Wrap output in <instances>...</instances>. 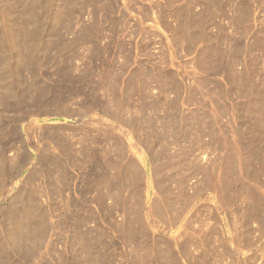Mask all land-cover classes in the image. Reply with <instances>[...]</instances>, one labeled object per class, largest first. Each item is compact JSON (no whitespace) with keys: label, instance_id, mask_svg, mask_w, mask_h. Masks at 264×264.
I'll list each match as a JSON object with an SVG mask.
<instances>
[{"label":"rangeland","instance_id":"374dc122","mask_svg":"<svg viewBox=\"0 0 264 264\" xmlns=\"http://www.w3.org/2000/svg\"><path fill=\"white\" fill-rule=\"evenodd\" d=\"M15 1L0 0V98L9 95L0 103V232L29 196L52 227L73 224L61 227L66 239L47 238L51 264H62L57 248L78 264L72 238L89 231L98 237L83 240L92 256L82 264H264V0H71L60 24L64 0L47 15L46 0ZM20 17L31 36L45 24L28 67L8 45ZM110 159L138 171L118 193L101 188L107 174L116 181ZM91 167L102 177L87 175ZM77 215L88 227L75 228ZM38 229L23 220L16 231ZM13 249L5 264H17Z\"/></svg>","mask_w":264,"mask_h":264},{"label":"bare ground","instance_id":"6f19581e","mask_svg":"<svg viewBox=\"0 0 264 264\" xmlns=\"http://www.w3.org/2000/svg\"><path fill=\"white\" fill-rule=\"evenodd\" d=\"M14 1V2H13ZM22 1H24V0H22ZM28 1V0H27ZM45 1V0H44ZM43 1V2H44ZM71 0H64L63 1V3L65 4L64 5V7H62V8H60V6H58V8H57V11L55 10V12H57V14H58V17L57 18H54V19H56V21H55V23L57 22V24L59 23V22H61L62 21V18L63 17H67V16H69L72 12H73V10L71 9V4H73L72 2H70ZM1 2H2V0H1ZM3 2H5V0L3 1ZM2 2V3H3ZM6 2H9V0H7ZM5 2V3H6ZM11 2V4L12 3H15L14 5H16V1L15 0H12V1H10ZM10 2L8 3V4H10ZM19 2H21V1H19ZM2 3L0 4V5H2ZM18 3V2H17ZM26 3V2H25ZM62 3V4H63ZM4 4V3H3ZM7 4V3H6ZM22 4H23V2H22ZM21 4V5H22ZM44 4V3H43ZM13 5V4H12ZM17 5H19V4H17ZM23 5H25V4H23ZM22 5V6H23ZM2 6H4V5H2ZM51 6H52V0H46L45 1V7H44V9H45V12H47L46 13V15L48 14V13H50V11H51ZM54 6H55V8L57 7L56 5H55V3H54ZM53 6V7H54ZM65 6H66V8H65ZM16 7V6H15ZM24 7V6H23ZM26 7V6H25ZM18 8V7H17ZM20 9V8H19ZM53 9V8H52ZM20 11H21V9H20ZM23 11V10H22ZM21 11V12H22ZM49 11V12H48ZM54 11V10H53ZM52 11V12H53ZM45 12H42V13H45ZM54 12V14H55V16H57L56 15V13ZM23 14V13H22ZM19 16V15H18ZM41 17L43 18V16L41 15ZM47 17V16H46ZM52 17H53V15H52ZM42 18H39V19H42ZM48 18V17H47ZM44 19L43 18V21L45 20V23H46V25L48 24V22H49V19ZM38 19V20H39ZM54 19H51L52 21L54 20ZM17 20V19H16ZM47 20H48V22H47ZM24 21H26V20H24ZM17 22V21H16ZM39 22H40V20H39ZM41 22H42V20H41ZM43 23V22H42ZM42 23L40 24L39 23V25H38V27H37V29H35V31H37V33L35 32V35H34V31H33V36H34V38H31V42L28 40V37L30 36V37H33V36H31V34H29L28 35V22H23V20H21V17H20V21L18 20V24L17 25H14V29L13 30H11V33H10V35L8 34V41H9V47L11 48L12 47V49H14V48H16V49H19V51L18 52H16L18 55H16L17 57H18V59H20L21 61V63L20 64H24V62H30V61H32L33 63H34V58H36V57H33V56H35V54H37V53H35V52H37L36 50L38 49V48H34L33 46H36L37 44H39L40 42H42V39H41V35L43 36V28H44V26H45V24H43L42 25ZM52 23H54V22H52ZM51 23V24H52ZM55 25V24H53V25H55V26H59V25ZM60 24V23H59ZM49 27H50V25H48ZM62 26V25H61ZM51 28V27H50ZM53 28H54V26H53ZM52 28V29H53ZM51 29V30H52ZM60 29V28H59ZM55 31V30H54ZM30 33H31V31H30ZM45 33V32H44ZM53 35V34H52ZM51 36V35H50ZM47 37V36H46ZM40 38V39H39ZM55 38V37H54ZM30 39V38H29ZM51 39V38H50ZM33 40V41H32ZM48 40V39H47ZM6 41V40H5ZM39 41V42H38ZM3 42L4 41H2V44H3ZM49 42V41H48ZM57 42V41H56ZM5 43V42H4ZM31 43H33V46H31ZM50 43V42H49ZM56 44V43H55ZM0 45H1V42H0ZM5 45V44H4ZM40 45V44H39ZM37 47H39L38 45H37ZM50 50V49H49ZM12 51H14V50H12ZM43 51V50H42ZM14 52V53H15ZM50 52V51H49ZM35 53V54H34ZM40 54V53H39ZM48 54V53H47ZM14 56V55H13ZM16 56H14V58L16 57ZM17 57H16V61L15 62H17ZM13 58V59H14ZM42 59V58H41ZM40 60V59H39ZM39 60H35V62L37 63V61H39ZM23 61V62H22ZM18 62H19V60H18ZM32 62L31 63H29V64H32ZM42 62V61H41ZM40 62V63H41ZM27 64V63H26ZM35 64V63H34ZM33 64V65H34ZM37 64H39V63H37ZM11 65V64H10ZM17 65V64H16ZM25 65V64H24ZM13 66V65H12ZM19 66V65H18ZM25 66H27V65H25ZM22 67V66H21ZM20 67V70L23 68H21ZM28 67V66H27ZM33 67V66H32ZM11 68V67H10ZM15 68V67H14ZM13 68V69H14ZM12 69V70H13ZM24 69V68H23ZM15 70V69H14ZM27 70V69H26ZM13 72V71H12ZM18 72V71H17ZM23 72V71H22ZM19 73V72H18ZM14 74V73H13ZM20 74V73H19ZM40 87V86H39ZM14 88V87H13ZM34 88V87H33ZM37 88V87H36ZM0 89L2 90V88L0 87ZM8 89V88H7ZM6 89V91H8L9 92V90H7ZM42 89V88H41ZM33 90V89H32ZM31 90V91H32ZM12 91V90H11ZM66 91V90H65ZM13 92H14V89H13ZM16 92V91H15ZM1 93L4 95V93L1 91ZM10 93V92H9ZM26 93H29L28 91L26 92ZM37 94V93H36ZM54 94V93H53ZM1 95V94H0ZM25 95V94H24ZM68 95V94H67ZM66 95V96H67ZM12 96H14V95H12ZM44 95H42V97H43ZM46 96H48V95H46ZM45 96V97H46ZM3 97V98H2ZM4 97H6L7 99H8V97H9V95H8V93H7V95H5V96H1V98H0V103H2V101L5 99ZM11 97V96H10ZM20 97H21V95H20ZM25 97V96H24ZM39 97V96H38ZM40 97H41V95H40ZM41 97V98H42ZM44 97V98H45ZM65 97V96H64ZM12 98L13 97H11V100H12ZM15 98V97H14ZM19 98V97H18ZM21 98H23V97H21ZM20 98V99H21ZM30 98V97H29ZM33 98V97H32ZM66 98V97H65ZM24 99V98H23ZM26 99V98H25ZM24 99V100H25ZM38 99V98H37ZM48 99H50V98H48ZM63 99V98H62ZM16 100H18V99H16ZM23 100V101H24ZM39 100V99H38ZM51 100V99H50ZM53 100V99H52ZM54 101V100H53ZM21 102H22V100H21ZM29 102V101H28ZM33 102H34V100H33ZM37 102V101H36ZM39 102V101H38ZM38 102H37V104H38ZM24 103V102H23ZM22 103V104H23ZM40 103V102H39ZM50 103V102H49ZM52 103V102H51ZM51 103H50V106H52L51 105ZM36 104V105H37ZM46 104H47V101H46ZM17 105H18V107H20L19 106V103L17 102ZM39 105V104H38ZM44 106H45V104H43ZM49 105V104H48ZM1 106V105H0ZM42 107V103H41V105H39V107ZM65 106V105H64ZM38 107V108H39ZM40 107V108H41ZM63 107V106H62ZM22 108H23V105H22ZM42 108H44V107H42ZM46 108V107H45ZM44 108V109H45ZM49 108V107H48ZM51 108H54V106L53 107H51ZM61 108V107H60ZM59 108V109H60ZM21 109V108H20ZM23 109H25V108H23ZM58 109V108H57ZM66 109H67V107H66ZM88 111H90L88 108H86ZM40 110V109H39ZM52 110V109H51ZM60 110H63V108H61ZM69 111H70V109H69ZM84 111V110H83ZM87 111V112H88ZM87 112H85V113H87ZM45 113V112H44ZM42 114V113H41ZM24 115V114H23ZM25 116V115H24ZM28 116V115H27ZM72 129H74V128H72ZM84 129V128H83ZM86 129V128H85ZM74 130H76V128L74 129ZM47 132V131H46ZM57 132V131H56ZM62 132V131H61ZM101 132V131H100ZM99 132V133H100ZM102 133V132H101ZM75 134V133H74ZM86 137L88 138V136L86 135ZM90 137V136H89ZM177 137V136H176ZM90 138H92V137H90ZM146 138V137H145ZM58 139V138H57ZM89 139V138H88ZM87 139V140H88ZM149 139V138H148ZM46 140V139H45ZM85 140H86V138H85ZM82 141V140H81ZM118 141V140H117ZM150 141H151V139H149V141L148 140H146V142H145V144L147 145V147L149 148V145H151V143H150ZM160 141H162V140H160ZM64 142V141H63ZM79 142V141H78ZM64 143H66V142H64ZM68 143V142H67ZM119 143V142H118ZM61 144V143H60ZM89 144V143H88ZM46 145V144H45ZM57 145V144H56ZM62 145H63V143H62ZM68 145V148H70L69 147V144H67ZM60 146V145H59ZM73 146V145H72ZM48 147V146H47ZM57 149V148H56ZM60 149V148H59ZM63 149V148H62ZM61 149V150H62ZM117 149V148H116ZM119 149V148H118ZM66 150V149H65ZM148 150H150V149H148ZM0 151H2V150H0ZM6 151V150H5ZM46 151V150H45ZM68 151V150H67ZM77 151V150H76ZM120 151V150H119ZM118 151V152H119ZM64 152V151H63ZM70 152V151H69ZM115 152H116V150H115ZM42 153H43V151H42ZM72 153V152H71ZM95 153V152H94ZM1 154H2V152H1ZM66 154V153H65ZM65 154H64V157H65ZM86 155H83L84 157H85V159L86 160H88L89 158H92L93 157V155H92V153H90V152H86L85 153ZM119 155H120V153H118ZM152 154V153H151ZM72 155V154H71ZM96 155V154H95ZM7 156V155H6ZM92 156V157H91ZM117 157H118V155H116ZM67 157V156H66ZM70 157V156H69ZM73 157V156H72ZM95 157V156H94ZM157 157V156H156ZM160 157V156H159ZM5 158V157H4ZM4 158H3V160H2V158H1V160H2V162L4 161ZM9 158V157H8ZM96 158V157H95ZM119 158V157H118ZM120 158H121V156H120ZM119 158V159H120ZM124 158V157H123ZM6 159V158H5ZM50 159V158H49ZM69 159V158H68ZM119 159H117V160H119ZM156 159V158H155ZM13 160V159H12ZM11 159H9L8 161L10 162V161H12ZM55 160V159H54ZM58 160V159H57ZM59 160H60V158H59ZM74 160V159H73ZM72 160V161H73ZM90 160V159H89ZM89 160H88V162H89ZM92 160V159H91ZM96 160V159H95ZM15 161V160H14ZM50 161V160H49ZM69 161V160H68ZM121 161V160H120ZM154 161V160H153ZM53 162V161H52ZM62 162V161H61ZM91 162V161H90ZM12 163H13V161H12ZM54 163V162H53ZM98 163V162H97ZM120 163L121 162H119V161H116L115 160V164L113 163V162H111V159H110V162H109V166L111 165H113L114 164V166H112L113 167V170L115 171V176H114V179L116 180L115 182H114V180L112 179V181H111V179H109L108 177H107V175L104 173L105 171H106V169H104L105 171H103V173H104V175H106L105 176V179H104V177H102L100 174H98V167H97V164H96V167H91V168H88V173H87V175L89 174L90 176H91V174H92V176H93V174H98V175H100L102 178H103V180H101L102 182V185L101 184H99V185H101V188L103 187V192H104V189L105 190H107L108 191V193L109 192H111V191H114L115 189V191H116V193H118L119 191H122V189L124 188V182L126 183V180L127 179H132V177H136L135 176V172L137 173L138 171L136 170V168L134 167L135 166V164L134 163H131V165H129V166H126V167H128V168H126V167H122L121 165H120ZM2 164V163H1ZM7 164V163H6ZM9 164V163H8ZM8 164H7V166H8ZM14 164V163H13ZM59 164V163H58ZM61 164V163H60ZM99 164V163H98ZM132 164H134V166L132 165ZM3 165H5V163L3 164ZM16 165V164H15ZM91 165V164H90ZM92 165H93V163H92ZM91 165V166H92ZM95 165V164H94ZM102 166V165H101ZM3 167V166H2ZM1 167V168H2ZM103 167V166H102ZM136 167H137V165H136ZM155 167V166H154ZM5 167H3V169H4ZM9 168V167H8ZM105 168V167H104ZM135 168V169H134ZM10 169V168H9ZM9 169L7 170L6 168H5V170L6 171H9ZM16 169V168H15ZM103 169V168H102ZM101 169V170H102ZM4 170V172H6ZM11 170H13V169H11ZM101 170H100V172H101ZM66 171V170H65ZM18 172V171H17ZM99 172V173H100ZM108 171H106V173H107ZM7 173V172H6ZM19 173V172H18ZM131 173H134L133 175H131ZM2 175H4V173H3V170H2V173H1ZM8 174V173H7ZM17 174V173H16ZM16 174H14V175H16ZM35 174V173H34ZM52 174V173H51ZM53 175V174H52ZM51 175V176H52ZM103 175V174H102ZM6 176V175H5ZM12 176V175H11ZM10 176V177H11ZM64 176V175H63ZM139 176V175H138ZM0 179H2V178H4V177H2L1 175H0ZM14 177V176H13ZM45 177V176H44ZM49 177V176H48ZM65 177H66V175H65ZM68 177H69V175H68ZM97 177V176H96ZM110 177V176H109ZM6 178V177H5ZM4 178V181L6 180ZM50 178V177H49ZM98 178V177H97ZM101 178V179H102ZM111 178V177H110ZM8 179V178H7ZM16 179V178H15ZM137 179V178H136ZM48 180V179H47ZM100 180V179H99ZM50 181V180H49ZM131 181H133V180H131ZM1 182V181H0ZM130 182V181H129ZM128 182V183H129ZM6 183V182H5ZM4 183V184H5ZM9 183V182H8ZM100 183V182H99ZM18 184V183H17ZM17 184H16V188L15 189H17V187H19L20 188V186H17ZM28 184V183H27ZM52 184H53V182H52ZM127 184V183H126ZM125 184V185H126ZM48 185H50V184H48ZM5 186V185H4ZM28 186V185H27ZM54 186V185H53ZM0 187H1V185H0ZM14 187H15V185H14ZM29 187V186H28ZM2 188H4V187H2ZM22 188V187H21ZM19 189L21 192L23 191V188L22 189ZM30 188V187H29ZM48 188H50V187H48ZM11 189V188H10ZM15 189L13 190L14 192H15ZM35 189V188H34ZM51 189V188H50ZM19 190H17V192L19 193ZM30 190H32V189H30ZM29 190V191H30ZM43 190H45V189H43ZM124 190V189H123ZM3 191H5V188H4V190ZM8 191H10V190H8ZM107 191H106V193L105 194H107ZM12 192V191H11ZM20 192V193H21ZM24 192V191H23ZM27 192V191H26ZM36 192V191H35ZM35 192H33V193H35ZM44 192V191H43ZM46 192V191H45ZM47 192H48V190H47ZM50 192V191H49ZM49 192L46 194V197L45 198H49V197H47V195L49 194ZM22 194V193H21ZM36 194V193H35ZM43 194V193H42ZM102 194V193H101ZM104 193H103V196L104 197H106V195H105ZM121 193H119L118 194V197H119V199L118 200H120V195ZM19 195V194H18ZM27 195H28V192H27ZM37 195V194H36ZM36 195L34 196V197H36ZM39 195H40V193H39ZM39 195H37V197L39 196ZM50 195V194H49ZM109 195V194H108ZM122 195V194H121ZM22 196V195H21ZM101 196V195H100ZM99 196V197H100ZM113 196V195H112ZM112 196H109V198L111 197L112 198ZM116 196H117V194H116ZM16 197H17V195H16ZM15 197V198H16ZM19 197H20V195H19ZM17 198V200L15 199V198H13V196H12V198L14 199V200H16V201H18V199H21V198ZM30 197H31V195H30ZM41 196H39V198H40ZM44 197V196H43ZM51 198H52V196H50ZM114 197V196H113ZM100 198H102V196L100 197ZM108 198V199H109ZM28 199H29V196H28ZM27 199V202H26V200L24 201V203H23V205H20L21 207L20 208H18L17 210H13V209H15V208H12V210H13V212H12V214L13 213H15V214H13V215H11L10 216V218H11V220L13 221V223L16 225H13V226H11L10 228H13V229H15L14 227H16L17 229H15V230H13V229H7L6 230V225H4L5 227H4V229H5V232L4 231H1V232H4V237L3 238H5V241H4V239H0V240H3L5 243H6V238H7V240L9 241L8 243L9 244H11L10 243V240L11 241H13L12 243H14V244H11L12 246H8V245H6V246H8V247H4L3 248V246L5 245L4 243H2V244H4V245H0V247L2 246V248L0 249V264H5V262H6V260H4V261H2L3 259L2 258H4V259H6L5 258V255H7L8 253L10 254V249L12 248L13 249V247H16L17 249L19 248V250H17V252H18V256H19V254H20V256H19V260H17V264H51L49 261H52L53 260V258H52V255H51V253H47L46 255H44L43 256V249H45V247H47V244L51 247V245H52V241H48L47 240V238L48 237H50V238H54V237H65V235L64 234H62L63 232H61V234H59L60 233V231H61V227H63V226H73V224L71 225L70 224V222L69 223H67L68 221H63V222H60V223H57V224H55V222H54V224H55V227L53 226L52 227V222H51V220H50V222H49V219H51V215L49 214V212L47 213V211L49 210H47V208L46 209H44L43 207H42V205L37 201V203H34V202H36V201H33V199L34 198H32V203H29V200ZM31 199V198H30ZM41 199V198H40ZM9 200V199H8ZM22 200V199H21ZM24 200V199H23ZM102 200H104V198H102ZM11 201H13V200H11ZM10 201V202H11ZM97 201V200H96ZM98 201H99V199H98ZM101 201V200H100ZM114 201V200H113ZM112 201V202H113ZM19 203H20V200L18 201ZM18 202H13V203H16L15 205H17V203ZM23 202V201H22ZM21 202V203H22ZM26 202V203H25ZM31 202V201H30ZM102 202V201H101ZM110 202V201H109ZM117 202H119V201H117ZM116 202V204L118 205V203ZM121 202V201H120ZM119 202V204H121ZM12 203V202H11ZM12 203V205H14ZM42 203V202H41ZM96 203V202H95ZM98 203V202H97ZM100 203V202H99ZM105 203H106V201H105ZM115 203V202H114ZM68 204H69V202H68ZM113 204V203H112ZM111 204V205H112ZM116 204H115V206H116ZM86 205V204H85ZM98 205V204H97ZM108 205H110V204H108ZM110 205V206H111ZM19 206V205H18ZM90 206V205H89ZM104 206V205H103ZM114 206V207H115ZM120 206V205H119ZM119 206H118V208H119ZM4 207V206H3ZM7 207V206H6ZM12 207V206H11ZM15 207V206H14ZM83 207V206H82ZM86 207H88V205L86 206ZM85 207V208H86ZM98 208H99V206H97ZM100 207H102V206H100ZM105 207V206H104ZM103 207V208H104ZM112 207V206H111ZM9 208V207H8ZM81 208V207H80ZM103 208H100V210L101 209H103ZM116 208V207H115ZM114 208V209H115ZM118 208H116L117 209V211H118ZM0 209H3V208H0ZM10 209V208H9ZM21 209V210H20ZM87 209H89V208H87ZM115 209V210H116ZM8 210V209H7ZM20 210V211H19ZM82 210H84V209H82ZM86 210V209H85ZM84 210V211H85ZM92 210V209H91ZM95 210V209H94ZM94 210H92V211H94ZM97 210V209H96ZM74 211H76V210H74ZM92 211H91V214H92ZM102 211V210H101ZM104 211H106V210H103V213L104 214H102V215H104V216H107V219H108V213H107V215L105 214L106 212H104ZM111 211H113V209L112 210H110V212ZM1 212H6L5 210L4 211H1ZM19 213L20 212V214H22V216H23V218L21 219L19 216H21V215H18L17 213ZM79 212H81V211H79ZM114 212H116V211H114ZM86 213V212H85ZM90 212L88 211V214H89ZM95 213H96V215H99V213L97 214V212L95 211ZM101 213V212H100ZM77 214H78V212H77ZM81 214V213H80ZM90 214V215H91ZM114 214V213H113ZM5 215V214H4ZM76 215V214H75ZM101 215V214H100ZM110 215H112V213H110ZM115 215V214H114ZM70 216H71V214H70ZM73 216V215H72ZM78 216V220H75L76 221V224L74 225L75 226V228L76 227H79L80 225H82L83 224V222L86 220H80V218H79V215H77ZM77 216H75V217H77ZM82 216H84V213H83V215ZM81 215H80V217H82ZM88 216V215H87ZM92 217H90V218H87V219H91V218H94L95 219V217H94V214H92L91 215ZM104 216H101V218L102 217H104ZM4 217V216H3ZM7 217V216H6ZM69 217V216H68ZM74 217V216H73ZM72 217V218H73ZM86 217V216H85ZM84 217V218H85ZM100 217V216H99ZM110 217V216H109ZM112 217V216H111ZM1 219V221L2 222H4V219L2 218V217H0ZM10 218H9V220H10ZM54 218V217H53ZM100 218V219H101ZM66 219V218H65ZM68 219V218H67ZM69 219H71V218H69ZM76 219V218H75ZM83 219V218H82ZM23 220H26V221H29V222H34V223H37V224H39V233H37V232H34L32 235H31V233L29 234V235H24L23 236V234H22V236H21V233H19L18 231H16V230H18V225H19V222L20 223H22V221ZM64 220V219H63ZM92 220V219H91ZM91 220H89V222L91 221ZM98 220V219H97ZM104 220H106V219H104ZM6 221V220H5ZM61 221V220H60ZM87 221V220H86ZM103 220L101 219V222H102ZM110 221V220H109ZM7 222V221H6ZM58 222V221H57ZM72 222H74L73 221V219H72ZM88 222V221H87ZM87 222L86 223H84V224H87ZM94 222H96V221H94ZM107 222V221H106ZM12 223V222H11ZM109 224H110V222H108ZM2 224H4V223H2ZM1 223H0V226L2 225ZM53 224V225H54ZM84 224H83V226H84ZM95 224V223H94ZM104 224H105V221H104ZM88 225L89 224H87L86 226L88 227ZM95 225H97L98 226V224H95ZM107 225V224H106ZM115 225V224H114ZM9 226V225H8ZM93 228L92 229H96V227L95 226H92ZM117 227V226H116ZM74 228V229H75ZM81 228V227H80ZM91 228V227H90ZM104 228H105V226H104ZM77 229H79V228H77ZM82 229V228H81ZM88 229V228H87ZM95 229H94V231H95ZM51 230H54V232L55 233H51ZM85 230H86V228H85ZM91 230V229H90ZM131 230V229H130ZM80 231V230H79ZM94 231H92L93 233H94ZM96 231H98V228H97V230ZM103 231V230H102ZM1 232H0V234H1ZM15 232H17V233H19V234H15ZM83 232H85V231H83ZM90 232V234H91V231H89ZM89 232L87 233L88 235H89ZM114 232H116L115 230H114ZM113 232V234H115ZM76 233H78V231L76 230ZM81 233V232H80ZM79 233V234H80ZM86 233V232H85ZM104 233V232H103ZM105 233H106V231H105ZM104 233V234H105ZM261 233V236H260V238L259 239H261V240H263L264 239V231L263 232H260ZM78 234V235H79ZM83 234V233H82ZM87 234H85V238H86V235ZM100 234V233H99ZM111 234V233H110ZM2 235V234H1ZM81 235V234H80ZM84 235V234H83ZM87 235V236H88ZM91 235H96L97 236V234H91ZM102 235V233L100 234V236ZM107 235H109L108 233H107ZM76 236V235H75ZM115 236V235H114ZM68 237V235L65 237V238H63V239H66ZM92 237V236H91ZM98 237V236H97ZM108 237V236H107ZM259 236H257V238H258ZM81 238H83V239H81L80 240V237L79 236H77V239H76V237H75V240H73V238H72V244H74V243H76L77 244V247H78V250H77V252H76V254H75V260L76 261H78V264H82V263H84L86 260V257L88 258V257H90V256H92L91 254H87L88 252H87V249H85L86 248V245H85V243L83 244V242L85 241L84 239V236L82 237L81 236ZM90 238V237H89ZM88 238V239H89ZM92 238H94V237H92ZM105 239H106V237H104ZM109 238V237H108ZM95 239V238H94ZM114 239V238H113ZM84 240V241H83ZM91 241H92V239H90ZM98 240V239H97ZM96 240V241H97ZM102 240V239H101ZM108 240V239H107ZM261 240H259L260 242H262ZM90 241V242H91ZM258 241V240H257ZM55 242V241H54ZM63 242V241H62ZM81 243V244H78V243ZM103 242H104V240H103ZM264 242V241H263ZM7 243V244H8ZM101 243V242H100ZM0 244H1V242H0ZM54 245H55V243H54ZM53 245V246H54ZM85 245V246H84ZM90 245V244H89ZM94 245H96V243L94 244ZM53 246H52V248H53ZM81 246H83V247H85V248H83V247H81ZM91 246H93V243L91 244ZM97 246H98V242H97ZM96 246V247H97ZM49 247V248H50ZM81 247V248H80ZM16 248H14V249H16ZM87 248H90V247H87ZM92 248V247H91ZM13 249V251H16V250H14ZM83 249H85L86 250V254H85V256L83 255L82 256V253H84L85 251L83 250ZM47 250V249H46ZM91 250V249H90ZM96 250V249H95ZM55 251L57 252V254H58V258H60V260H61V263L62 264H74V263H72V260L71 261H69L68 260V257H67V254L66 253H62V252H64V250H62V249H59L58 250V248H57V250L55 249ZM48 252H50V249H49V251ZM52 253L54 252L53 250L51 251ZM95 252V251H94ZM12 253V252H11ZM45 253H46V251H45ZM89 253H90V251H89ZM54 254V253H53ZM57 254H55V255H57ZM61 255H62V257H61ZM94 255V254H93ZM100 256H102L103 257V259L102 260H104L105 261V257L103 256V255H101V254H99ZM13 255L11 254V258H13L12 257ZM97 257L96 258H100V256L98 257V255H96ZM15 258V257H14ZM13 258V259H14ZM55 258V257H54ZM85 258V259H84ZM8 261V260H7ZM10 262H11V260H9ZM13 261V260H12ZM68 262V263H67ZM106 262H107V260L105 261V262H101V264H106ZM15 263V262H14ZM16 264V263H15ZM97 264H98V262H97Z\"/></svg>","mask_w":264,"mask_h":264}]
</instances>
